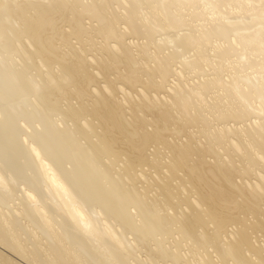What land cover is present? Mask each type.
Wrapping results in <instances>:
<instances>
[{
    "label": "bare ground",
    "instance_id": "bare-ground-1",
    "mask_svg": "<svg viewBox=\"0 0 264 264\" xmlns=\"http://www.w3.org/2000/svg\"><path fill=\"white\" fill-rule=\"evenodd\" d=\"M0 264H264V0H0Z\"/></svg>",
    "mask_w": 264,
    "mask_h": 264
},
{
    "label": "rangeland",
    "instance_id": "rangeland-1",
    "mask_svg": "<svg viewBox=\"0 0 264 264\" xmlns=\"http://www.w3.org/2000/svg\"><path fill=\"white\" fill-rule=\"evenodd\" d=\"M144 253H145L144 250H142L141 253H138V254L139 255L141 254L140 256H143V255H145Z\"/></svg>",
    "mask_w": 264,
    "mask_h": 264
}]
</instances>
